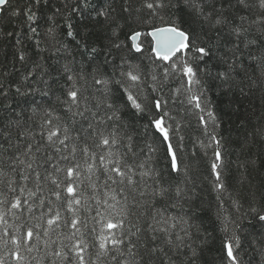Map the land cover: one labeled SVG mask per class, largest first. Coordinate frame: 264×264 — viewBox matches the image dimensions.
I'll return each instance as SVG.
<instances>
[{"label": "snow or ice", "instance_id": "snow-or-ice-1", "mask_svg": "<svg viewBox=\"0 0 264 264\" xmlns=\"http://www.w3.org/2000/svg\"><path fill=\"white\" fill-rule=\"evenodd\" d=\"M11 6V0H0V14ZM69 7L68 15L79 14L84 22L83 31L67 25L75 49L49 27L51 46L44 51L55 64L41 57L22 78L25 85L43 87L0 82L6 101L0 105L6 112L0 118V264H201L209 234L196 214L200 185L180 160L184 125L170 103L195 116L203 137L196 143L205 156L212 152L211 188L226 264H252L240 255L248 237L264 264V181L259 188L252 184L253 174L264 170V0H143L134 19L130 0H104L101 6L76 0ZM26 12L35 21L31 6ZM181 12L199 23V32L182 26ZM120 20L150 27L132 32L129 49L148 60L147 72L126 56L115 62L113 52L124 47L117 35ZM101 23L111 32L103 39L93 27ZM30 31L39 35L35 27ZM142 35L152 38L147 57L137 42ZM19 60H25L23 53ZM177 76L181 84L167 98L164 86ZM149 79L151 93L159 95L145 94ZM212 85L218 95L250 102L259 94L261 111L242 122L244 137L236 145V178L247 195L230 197L234 211L220 195L226 190L225 137L205 95ZM13 88L22 97L39 93L43 102L17 111L19 105L8 101ZM144 117L141 132L137 121ZM150 131L166 145L163 169L155 141L146 138ZM177 208L180 214H169ZM245 223L253 232L245 234Z\"/></svg>", "mask_w": 264, "mask_h": 264}, {"label": "trees", "instance_id": "trees-1", "mask_svg": "<svg viewBox=\"0 0 264 264\" xmlns=\"http://www.w3.org/2000/svg\"><path fill=\"white\" fill-rule=\"evenodd\" d=\"M12 6L7 10V12L0 14V82L8 85L9 83L13 85H21L22 87L26 86H35L43 87L40 83L33 84L32 81H29L27 85L23 84L22 78L26 72L33 67L34 62H42L41 57L49 65H54L55 60L50 59V53L44 51L46 47H50L49 38L47 36V30L49 27H56V32L60 35L64 43H66L70 48L75 49L76 42L72 40L71 37H67L66 32L68 30L67 25L71 23L75 29L83 31V21H81L79 14L68 15L70 11L69 8H65V4L69 6L76 3V0H47L45 3L44 0H41L39 5H34V0H11ZM123 0H117V5L122 3ZM133 7V19L137 15L135 9L139 8L143 0H130ZM91 3L96 6H101L104 3V0H91ZM32 7L33 11L36 14L35 21H28L26 9ZM59 8L60 12L57 13L56 9ZM13 10H18L19 15L13 16L11 13ZM89 12H92L95 15L92 8L88 9ZM127 15V14H125ZM140 15L143 18H147L148 10L143 9ZM178 15L183 17L182 26L186 29L190 28L199 32L200 25L199 23H194L192 19L188 16L186 12H181ZM102 19V18H101ZM121 27L117 29V35L120 42H123V49L119 52H113L117 64L120 63V57L126 56L129 57L130 63L133 65L140 64L141 69L145 72L149 70V62L145 58L143 61L140 58V54H132L129 52V49L132 47V42L130 36L133 31H141L147 33L150 30L149 26H137L135 23L126 24L123 20L119 21ZM156 25H160V21L157 19L154 21ZM35 27L39 35L33 34L30 29ZM94 32L98 34L102 39L106 38L108 35H111L110 30H106V25L103 23L99 25H93ZM227 28H224V32H227ZM219 31V29H217ZM12 33V35H8ZM95 39V36L93 37ZM227 39V37H225ZM19 41V43L17 42ZM39 41V45L37 44ZM150 38L149 36L142 35L139 38L145 50V57H147L148 52L150 51ZM224 45L221 44L220 52L223 53ZM215 51V49H214ZM23 53L25 56L24 61L19 60V55ZM80 57L77 55V60ZM103 59V56L99 57ZM111 59V57H110ZM60 63H64V60L61 59ZM157 63H160L157 61ZM127 68V65H125ZM212 70L215 72V63L212 64ZM8 73L9 75H5ZM182 77L177 76L170 79L164 86V93L167 98H171L173 95L172 90L177 88L181 84ZM150 79L145 82L144 89L145 94L151 93V88L149 87ZM219 90L212 85L205 95L212 101L215 110L218 115H220L222 120L221 132L225 137L224 147V161L227 165L225 169V184L226 190L221 193L224 202L225 208L234 211L231 208V199L240 192L244 191L240 188L238 180L236 178V166L233 161L236 160L238 155L237 142L242 141L244 137L245 127H242V122L247 116H250L253 112L257 114L261 111L259 94L256 97L245 99L244 97H233L230 93L227 96L218 95ZM152 95H159V93H151ZM143 98V94L142 97ZM183 98V97H181ZM46 99V98H45ZM8 101L13 103V106L19 105L17 111L20 108H28L31 102L35 101L41 103L42 98L39 93L35 95H28L27 97H22L13 91L10 93ZM6 103L0 99V105ZM121 107H123L124 101L121 100ZM130 107V105H129ZM169 110L172 115L176 117L178 121H181L184 127L182 128L181 135L184 136L183 141V151L179 152L180 160L183 164H189L191 166L192 175L195 176L197 183L200 185V199L197 201L196 214L201 217L199 223H202L203 228L207 230L208 236V246L205 248L204 257L201 264H226L224 258V252L222 250V242L224 239V234L219 230L216 221L218 202L216 199L217 193L212 191L211 181L213 176L211 174L210 163L212 159V152L209 149L208 155H204V150L199 147L196 143L197 138L203 139L201 136V129L197 126V121L195 116L187 115L184 111V106L179 103L173 105L169 104ZM6 112L0 110V118L4 117ZM148 122V117H144L143 120L137 121L138 129L143 132V125ZM253 123L256 122L255 117L252 120ZM250 131V129H247ZM146 138L149 143L155 141V144L158 148V157H159V167L165 168L168 161L165 159L166 145L161 142V140L156 139L155 135L150 131L146 134ZM145 136L138 138L139 143H143ZM175 144V139L173 140ZM195 145V147H194ZM193 151L196 152V156L193 157ZM167 179V176H166ZM264 181V170L257 171L253 174L252 184L256 188L261 187V182ZM255 190V189H254ZM244 194L247 195V192L244 191ZM259 199V197H257ZM202 201V203H201ZM247 204H245V208ZM182 210L169 209V214L176 215L180 214ZM253 232V229L250 228L245 223V234ZM244 240V250L240 252L241 257L245 262L252 260V264H259V254L254 251L253 247L249 246V240Z\"/></svg>", "mask_w": 264, "mask_h": 264}, {"label": "water", "instance_id": "water-1", "mask_svg": "<svg viewBox=\"0 0 264 264\" xmlns=\"http://www.w3.org/2000/svg\"><path fill=\"white\" fill-rule=\"evenodd\" d=\"M139 38H140V37H139ZM130 39H131V38H130ZM150 39L152 40V38H151V37H150ZM131 41H132V40H131ZM138 41H139V39H138ZM138 41H137V42H138ZM132 43H133V42H132Z\"/></svg>", "mask_w": 264, "mask_h": 264}]
</instances>
